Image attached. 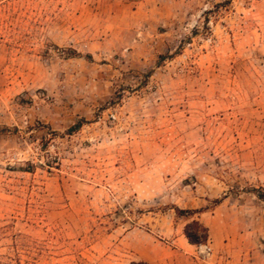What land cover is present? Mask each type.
<instances>
[{
    "label": "rangeland",
    "instance_id": "374dc122",
    "mask_svg": "<svg viewBox=\"0 0 264 264\" xmlns=\"http://www.w3.org/2000/svg\"><path fill=\"white\" fill-rule=\"evenodd\" d=\"M257 191L264 0H0V264H259Z\"/></svg>",
    "mask_w": 264,
    "mask_h": 264
},
{
    "label": "trees",
    "instance_id": "16d2710c",
    "mask_svg": "<svg viewBox=\"0 0 264 264\" xmlns=\"http://www.w3.org/2000/svg\"><path fill=\"white\" fill-rule=\"evenodd\" d=\"M82 125V121H76L74 124L69 126L66 129L67 133H71L75 130H77ZM257 196L260 199L264 200V193L261 191H257ZM220 199H216L214 202L219 203ZM178 213L184 214L186 212H190V209H177ZM195 227V229L192 231L191 227ZM183 234L187 241L190 244H199L202 242L207 241L208 239V228L204 226L202 223H200L198 220H193L189 223H187L183 228ZM129 264H149L147 261L144 260H138V261H131Z\"/></svg>",
    "mask_w": 264,
    "mask_h": 264
},
{
    "label": "crops",
    "instance_id": "0c3cea01",
    "mask_svg": "<svg viewBox=\"0 0 264 264\" xmlns=\"http://www.w3.org/2000/svg\"><path fill=\"white\" fill-rule=\"evenodd\" d=\"M182 227H178L176 229V233L178 234L177 238H175L174 242H175V248L173 249L174 252H179V253H184V252H188L189 248L192 246V244H190L187 239L185 238V236L183 235V233L181 232ZM180 233H182V236H179ZM221 252H227V256H231L230 258L227 257L225 258V263L224 264H255L250 262V255L244 254L243 257H233L230 254V249L229 248H222L221 250H219ZM258 263L259 264H264V251L262 249H257L254 252ZM238 256V255H237ZM153 264V263H151ZM213 264V263H212Z\"/></svg>",
    "mask_w": 264,
    "mask_h": 264
},
{
    "label": "built area",
    "instance_id": "2783aa9c",
    "mask_svg": "<svg viewBox=\"0 0 264 264\" xmlns=\"http://www.w3.org/2000/svg\"><path fill=\"white\" fill-rule=\"evenodd\" d=\"M200 251L203 253L204 257L211 254V248L207 244L201 245Z\"/></svg>",
    "mask_w": 264,
    "mask_h": 264
}]
</instances>
